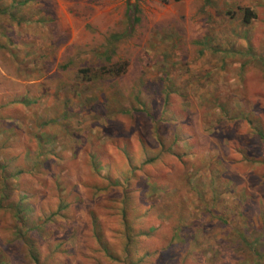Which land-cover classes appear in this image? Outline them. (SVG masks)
<instances>
[{
  "label": "rangeland",
  "instance_id": "obj_1",
  "mask_svg": "<svg viewBox=\"0 0 264 264\" xmlns=\"http://www.w3.org/2000/svg\"><path fill=\"white\" fill-rule=\"evenodd\" d=\"M260 132L264 0H0V264H264Z\"/></svg>",
  "mask_w": 264,
  "mask_h": 264
},
{
  "label": "trees",
  "instance_id": "obj_2",
  "mask_svg": "<svg viewBox=\"0 0 264 264\" xmlns=\"http://www.w3.org/2000/svg\"><path fill=\"white\" fill-rule=\"evenodd\" d=\"M178 1V0H176ZM242 15H243V21L244 23H249L251 20H253L255 18V15L254 13L249 10V9H243L242 10ZM105 73H112L114 75H120V74H123L125 72V65H122V66H118V65H113L111 67H109L108 69L106 70H103ZM259 137L262 141H264V135L260 132L259 133ZM18 207V206H16ZM20 219L22 218H18L17 221H19ZM19 224V222H17ZM33 246H35L33 244ZM37 250L36 249H32V248H29L28 251H27V258H29V261L31 264H42L41 261L39 260L38 256H37Z\"/></svg>",
  "mask_w": 264,
  "mask_h": 264
}]
</instances>
